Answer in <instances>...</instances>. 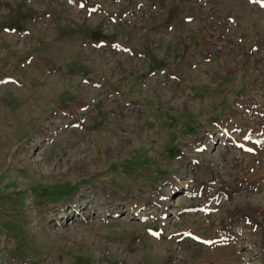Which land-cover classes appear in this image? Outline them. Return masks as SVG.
I'll return each mask as SVG.
<instances>
[{"label":"rangeland","instance_id":"obj_1","mask_svg":"<svg viewBox=\"0 0 264 264\" xmlns=\"http://www.w3.org/2000/svg\"><path fill=\"white\" fill-rule=\"evenodd\" d=\"M3 78L0 264H264L256 3L0 0Z\"/></svg>","mask_w":264,"mask_h":264},{"label":"bare ground","instance_id":"obj_2","mask_svg":"<svg viewBox=\"0 0 264 264\" xmlns=\"http://www.w3.org/2000/svg\"><path fill=\"white\" fill-rule=\"evenodd\" d=\"M261 1H264V0H261ZM72 107H75V106L72 105ZM165 205H166V204H165Z\"/></svg>","mask_w":264,"mask_h":264}]
</instances>
